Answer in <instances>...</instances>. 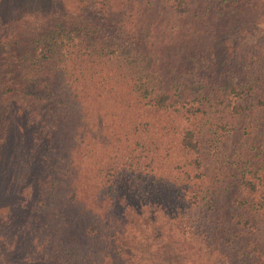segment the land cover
Listing matches in <instances>:
<instances>
[{
  "label": "trees",
  "instance_id": "1",
  "mask_svg": "<svg viewBox=\"0 0 264 264\" xmlns=\"http://www.w3.org/2000/svg\"><path fill=\"white\" fill-rule=\"evenodd\" d=\"M63 2L0 0V264L19 260L20 245H8L6 234L20 228L31 210L37 217L52 210L45 215L50 220L67 212L76 230L99 232L107 252H118L124 244L116 226L124 217L119 218V210L128 212L126 201L136 195L140 203L147 194L155 206L153 197L167 200L187 184L182 191L191 196L193 201L186 202L191 204L203 191L206 195L210 180L213 205L209 201L211 211L205 210L210 214L205 221H211L205 229L212 240L229 243L233 264H239L241 252L243 258L250 254L248 264H264V61L258 51L257 65L238 63L229 67V76H219L226 71L218 69L220 62L197 57L189 70L181 68L168 80L152 73L148 61L121 56L125 46H137L138 54L147 49L155 57L158 45L147 36L165 22L177 27L186 13L207 21L204 16L223 17L241 5L256 2L259 9L264 0ZM203 33L197 41L205 42ZM229 43L235 53L238 47ZM69 51L77 60L68 58ZM206 68L217 75L209 76ZM94 99L98 111L86 121L90 112L85 104ZM157 127L161 135L176 131L175 150L168 145L154 149L160 143ZM224 143H234L245 156ZM69 149L90 163L89 172L67 159ZM131 177L132 190L121 183ZM218 186L217 197L213 190ZM118 188L127 200L115 197ZM222 191L230 210L224 204L219 212L215 205ZM103 208L108 216L100 215ZM174 212L179 215L182 209ZM39 226L49 228L47 220ZM239 234L248 240L236 244ZM51 257L50 264L64 260Z\"/></svg>",
  "mask_w": 264,
  "mask_h": 264
},
{
  "label": "rangeland",
  "instance_id": "2",
  "mask_svg": "<svg viewBox=\"0 0 264 264\" xmlns=\"http://www.w3.org/2000/svg\"><path fill=\"white\" fill-rule=\"evenodd\" d=\"M64 1L63 3L67 2L69 4V0ZM254 4H249L250 7L249 5L243 7L241 5L239 8L230 9L231 11H224L226 15L223 17L217 13H215V16L210 14L209 18L204 16L207 21L194 19L186 13V15L180 16L177 27H170L165 22L163 29L158 28L154 32V36H147L149 39L153 38V43L158 45L157 49L153 47L155 57H151L150 50L147 49H143L144 54H138L137 46H125V53H122L121 56L125 54L127 56L126 60L130 59V61H148L151 63L152 73L159 72L164 75L166 80L171 79L177 72L178 74L181 73V68L189 70L194 65L192 61H198L197 57L220 62L221 65L218 66V69L226 67V71L225 74L219 76H229L232 71L229 70V67L235 69L239 67L238 63L257 65V51L260 59L264 61V55L259 52L260 49L264 50V4L259 9H256ZM235 19L237 20L236 23H234ZM205 30L206 33H203ZM201 32L205 35L203 38L205 42L197 41L196 35ZM151 35L153 34L151 33ZM210 36L213 37V40L208 42ZM223 38L227 40L226 44ZM213 41L218 44V47L212 45ZM229 41H232L233 46L238 47L235 53L229 50ZM66 53L68 58L77 60V54L72 51ZM206 69L209 76L217 75V70ZM95 102L94 99L85 104V110L90 112L89 117L86 115V121L92 119V111H98L97 105L99 102L97 101L96 108L93 106ZM156 114L152 113L150 117L156 119L158 117ZM156 125L159 126L160 123L157 122ZM161 131L160 127L155 129V134L160 138V143L159 146L153 144L154 149L160 151L164 145H168L172 150H175L178 144L176 131L169 130L162 135ZM224 145L229 148L234 143H224ZM228 148L225 153L229 152ZM234 149L236 150L235 153L243 154L240 148ZM68 152L67 159L76 161L78 166L87 167L84 170L90 171V163L87 160H84L80 155H74L72 149H69ZM243 156L245 155L243 154ZM225 164H228V162ZM225 173L226 171L223 170L220 175ZM121 183L124 185L130 184L131 190L133 189L134 184L131 183H134V180L132 177L129 181L122 180ZM174 184L175 186H182L179 182ZM188 186L190 185L184 184V188L175 189L173 193L169 194L167 200L162 198L157 202L156 199L159 196L153 197V203H157L155 206L151 205L149 197L146 198L147 194L141 200L143 202L139 203V198L136 195L135 199L126 201L128 212L125 215L119 210V218L123 215L124 217L119 219L121 223L116 226V234L118 237H123L124 244L118 252H114V248H110L107 252L105 240L99 232L89 234L83 231L80 233L79 229L76 230L77 226L75 223L70 222L67 212L61 216V219L57 220L60 217L57 216L54 220H50L45 215L46 213L47 216L50 215L52 210L47 212L44 210L38 217L35 216V211L31 210L28 213L30 215L27 217L28 220H23V225L20 228L14 229L13 234H6L8 245L11 243L20 245L19 260L14 264H50L53 262L51 255L57 259L58 263L64 259L62 264H233L230 261L232 255L228 252L231 249L229 243L223 242L220 237H216L213 241L212 234L205 229L206 225L211 224V221L209 223L205 221V210L206 208L210 209L207 205L210 201L209 195L213 186L211 180L208 183L207 190H205L206 195L203 191L200 200L191 204L186 203L193 201L191 196H187V193L184 194L182 191L187 189ZM220 187L218 186L213 190V193H217V197ZM120 190L121 188L117 189L115 197H120V200H127L128 197L124 198V193L122 194ZM24 194L28 196L27 192ZM225 200L227 201V198L222 191L215 205L217 211L220 212L224 204H226L228 211L229 208ZM141 203L142 211L136 217L138 205L140 206ZM210 203L213 205L212 199ZM179 207L182 209V213L177 215L174 209ZM41 209L44 208L41 207ZM40 212L38 211V213ZM148 212L151 216L152 214L154 216L150 217ZM107 213L108 210L103 208L100 215L108 216ZM95 214L97 213L95 212ZM76 216H72L73 219L77 220ZM206 216L210 218V214H206ZM111 219H113V216H111ZM46 220L49 225L47 230L39 226L40 222ZM231 224L233 225V223ZM234 225L237 227L241 223L239 221ZM121 226L122 230L119 229ZM209 227L211 228V226ZM228 229L232 230L231 228ZM56 239H58V243H56ZM197 239H200V241ZM235 239H237L236 244H243L248 240L246 236L242 235L241 237L240 234ZM247 248L245 247V249ZM111 255L113 256L112 259ZM249 255H244V259L241 252L239 264H248L250 262Z\"/></svg>",
  "mask_w": 264,
  "mask_h": 264
}]
</instances>
